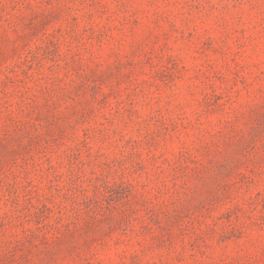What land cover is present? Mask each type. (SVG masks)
<instances>
[{"label": "rangeland", "instance_id": "rangeland-1", "mask_svg": "<svg viewBox=\"0 0 264 264\" xmlns=\"http://www.w3.org/2000/svg\"><path fill=\"white\" fill-rule=\"evenodd\" d=\"M0 264H264V0H0Z\"/></svg>", "mask_w": 264, "mask_h": 264}]
</instances>
